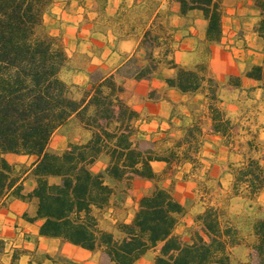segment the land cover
<instances>
[{"label":"trees","instance_id":"16d2710c","mask_svg":"<svg viewBox=\"0 0 264 264\" xmlns=\"http://www.w3.org/2000/svg\"><path fill=\"white\" fill-rule=\"evenodd\" d=\"M175 1L182 16L194 10L202 13L209 44L221 41V0ZM55 2L0 0V205L9 198L27 202L32 210L23 217L39 223L40 236L90 252L102 251L111 264H135L159 245L154 264H232L237 229L224 222L217 207H206L194 217V224H184V233L177 232L187 207L171 189L155 185L160 174L152 166L153 161L169 164L171 158L135 147L133 136L140 113L124 101L123 84L114 75L92 81L89 87L62 76L69 69V56L45 22ZM255 3L264 37V0ZM149 36L147 32L143 43ZM170 64L175 76L167 86L182 94L196 93L206 81L212 82L204 64L192 68ZM154 70L144 68L134 77H149ZM246 76L264 84V64L252 65ZM229 81L241 86L240 76ZM210 108L216 115L214 131L225 136L229 119L223 118L221 109ZM75 117L91 136L85 142L70 143L59 154H50L54 133ZM182 129L185 139L194 134V127ZM191 145L183 153L187 162L195 158L189 151ZM10 154L34 157L35 161L17 169L7 157ZM102 155L108 156V163L96 171L93 165ZM135 177L149 180L155 187L139 199L130 222L118 223L123 238L117 240L100 226L99 212L109 205L116 182L127 180L131 186ZM26 178L34 181L28 192ZM242 184L251 196L264 189V164L258 158L248 157L235 173L234 188L238 190ZM254 233V264H264V218L255 224ZM4 250L0 238V253Z\"/></svg>","mask_w":264,"mask_h":264},{"label":"rangeland","instance_id":"374dc122","mask_svg":"<svg viewBox=\"0 0 264 264\" xmlns=\"http://www.w3.org/2000/svg\"><path fill=\"white\" fill-rule=\"evenodd\" d=\"M173 1L176 3L175 0ZM103 4V0L98 1V6ZM195 18V16H189L188 21ZM54 26L59 27L58 24H53ZM48 27L51 30V27ZM57 37L66 48L63 35L60 34ZM155 42L153 36H150L149 40L147 37L145 43H142V56L132 58L128 66L122 69L116 78L124 86L122 93L124 101L140 113L136 121L137 130L133 136L134 145L142 151H154L157 154L170 156L171 163L166 165L155 185L171 189L175 197L187 207V212L177 227L178 233H184L185 223L194 224V217L199 212L208 206H215L220 211L224 222L237 229L235 243L231 248L232 264L250 262L254 264L255 259L252 256V246L256 241L254 226L264 218V189L258 195L251 196L243 184L236 190L234 182L235 173L248 157L258 158L264 164V84L256 80L254 84L244 83L247 71L254 64L248 65L246 58H231L240 67V73L232 76L241 77V86L229 92L227 88L232 85L230 78L222 80L212 77L211 50L201 46L184 61L186 63H180L172 56L158 61L153 58L152 52ZM66 51L69 56L67 48ZM172 61L191 68L204 64L207 68V76L212 79V82L206 81L198 92L189 94L188 97L182 96L180 92L172 95L168 93L169 87L162 84L148 92V80L153 72L160 69L162 65L172 68L170 64ZM69 62V69L62 73L67 81H75L89 87L90 82L104 76L94 72L90 74L88 81L80 82L85 76L81 72L88 60L69 56ZM147 67H155L149 77L145 76L141 79L134 77L138 71ZM145 74H148V71L145 70ZM128 78L134 80L135 84L129 83L126 87ZM163 78L164 74L160 82L166 83ZM148 100L153 104L150 107H148ZM237 102H240L238 106L235 105ZM211 105L221 109L223 118L230 121L225 128V136L220 135L223 138L221 144H216L211 137L215 132L213 122L216 118L210 108ZM153 119L168 122L171 126L170 130L148 131V120ZM189 126L194 127V134L185 139L183 138L185 131L182 127ZM90 136L91 132L85 129L75 117L54 133L48 151L50 154H59L70 143L85 142ZM189 143L192 144L189 151L195 157L192 162L185 161L183 155L185 147H190ZM7 157L17 169H21L23 165H31L35 161L34 157L15 154ZM108 159L107 155H102L93 165V169L103 170ZM145 181L146 179L135 177L131 186H128L127 180L116 182L114 184L116 190L109 205L99 212L100 226L112 232L117 240L123 238V234L118 229V223L130 222L138 208L139 195L145 192L148 194L155 187L152 185L148 190ZM32 182L25 188L34 187ZM186 183L189 184V193L186 192L188 189ZM48 247L52 251L54 261L58 264H76L67 263L65 261L69 260L60 258V249L57 244H49ZM159 250L160 245L149 249L135 264H154ZM23 252L22 248L18 249L11 260L26 261ZM44 256L43 249H40L35 253L34 260L39 261ZM9 260V255L0 253V264H5ZM96 260L100 264H111L102 251L96 252Z\"/></svg>","mask_w":264,"mask_h":264},{"label":"crops","instance_id":"0c3cea01","mask_svg":"<svg viewBox=\"0 0 264 264\" xmlns=\"http://www.w3.org/2000/svg\"><path fill=\"white\" fill-rule=\"evenodd\" d=\"M98 1L60 0L55 2L51 12L45 16L52 34L63 35L69 56L88 60L81 72L85 76L80 82L88 81L90 74L94 72H99L104 77L114 75L117 78L132 58L142 56V43L147 32H150V36L156 41L152 52L153 58L158 61L172 56L178 62L186 63L184 61L201 46L211 50L210 69L212 77L216 79L227 80L240 73L239 65L231 58H246L248 65L264 64V37L258 28L261 12L255 6L254 0H221L224 15L222 37L218 44H209L206 40L207 21L200 11L194 10L182 16L179 4L173 0H103L104 4L99 6ZM189 16L196 18L188 21ZM53 24H58L59 27H53ZM162 74L166 83L160 82ZM174 76L173 68L160 66L148 80V92L161 84L167 85V81ZM126 82L128 87L134 80L128 78ZM244 83L254 84V79L245 76ZM235 89L237 87L233 85L227 88L229 92ZM168 93L177 95L179 91L169 88ZM149 101L148 107L153 105ZM238 104L240 102L235 105ZM247 116L249 118V115ZM170 128L168 122L148 120V131H169ZM211 137L216 144L223 141L215 132ZM166 165L163 161L152 162L158 174L164 171ZM31 182L28 178L24 179L25 186ZM32 183L34 186V182ZM152 185L153 182L145 181L148 190ZM186 186V192L189 193V184L186 183ZM32 188H25V191H31ZM145 193H141L138 199ZM30 210L31 206L20 199L9 198L0 205V238L5 242L4 253L10 256V260L5 264H58L53 259L49 244H57L60 255L73 263L100 264L96 260V252L40 236L39 223L28 222L23 217L24 213ZM20 248L26 251V261H12L15 251ZM36 249H43L50 258L44 256L39 261L34 260Z\"/></svg>","mask_w":264,"mask_h":264}]
</instances>
